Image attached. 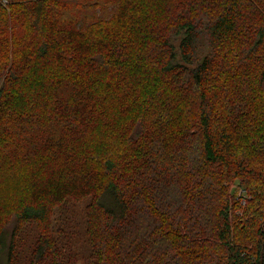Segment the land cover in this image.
Here are the masks:
<instances>
[{
  "label": "trees",
  "instance_id": "trees-1",
  "mask_svg": "<svg viewBox=\"0 0 264 264\" xmlns=\"http://www.w3.org/2000/svg\"><path fill=\"white\" fill-rule=\"evenodd\" d=\"M85 198L94 264H264V0H0V264Z\"/></svg>",
  "mask_w": 264,
  "mask_h": 264
},
{
  "label": "rangeland",
  "instance_id": "rangeland-1",
  "mask_svg": "<svg viewBox=\"0 0 264 264\" xmlns=\"http://www.w3.org/2000/svg\"><path fill=\"white\" fill-rule=\"evenodd\" d=\"M238 195L242 192L241 187L236 184L232 186ZM90 198H85L82 201L67 199L60 204L54 212L53 225L57 229L61 227L65 231V245L68 244V250L64 253L65 264H94L91 256V246L88 244V239L85 231L86 207ZM244 203V201H243ZM39 235L37 225H26L21 232V239L18 246L21 261L18 264H27V259L24 256L29 255L31 244Z\"/></svg>",
  "mask_w": 264,
  "mask_h": 264
}]
</instances>
